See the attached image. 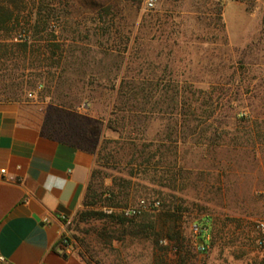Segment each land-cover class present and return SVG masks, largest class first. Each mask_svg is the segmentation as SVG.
Segmentation results:
<instances>
[{
	"label": "rangeland",
	"instance_id": "374dc122",
	"mask_svg": "<svg viewBox=\"0 0 264 264\" xmlns=\"http://www.w3.org/2000/svg\"><path fill=\"white\" fill-rule=\"evenodd\" d=\"M24 1L0 5L52 12L55 29L25 48L0 24V101L95 153L72 250L87 264H264V0Z\"/></svg>",
	"mask_w": 264,
	"mask_h": 264
},
{
	"label": "crops",
	"instance_id": "0c3cea01",
	"mask_svg": "<svg viewBox=\"0 0 264 264\" xmlns=\"http://www.w3.org/2000/svg\"><path fill=\"white\" fill-rule=\"evenodd\" d=\"M94 167L91 149L45 130L25 103L0 101V264H87L60 241Z\"/></svg>",
	"mask_w": 264,
	"mask_h": 264
},
{
	"label": "trees",
	"instance_id": "16d2710c",
	"mask_svg": "<svg viewBox=\"0 0 264 264\" xmlns=\"http://www.w3.org/2000/svg\"><path fill=\"white\" fill-rule=\"evenodd\" d=\"M22 4L25 5L24 0H21V5ZM21 13L22 10L20 6L14 5V9H12L9 5H6V3L0 5V24H10L14 26L13 30L18 32V34L21 37L20 40H22V42H18L20 46H24L26 48L30 38L39 34L40 32H49L48 34H53L52 31H54L55 29V25L53 22H56V19H54L55 17L52 12L46 13V16H43L44 19L42 21H39L37 19L32 21L30 18L21 15ZM91 177L92 174L90 176V180L86 188V193L82 205L86 203V200L89 197L88 191L90 190ZM120 192H122L121 188H120ZM117 196H118L117 193H114L113 191L111 192L112 199L113 198L115 199V197ZM101 215L107 217V215L104 214ZM117 221L120 224L125 223L124 218H118Z\"/></svg>",
	"mask_w": 264,
	"mask_h": 264
},
{
	"label": "built area",
	"instance_id": "2783aa9c",
	"mask_svg": "<svg viewBox=\"0 0 264 264\" xmlns=\"http://www.w3.org/2000/svg\"><path fill=\"white\" fill-rule=\"evenodd\" d=\"M155 0H144V6L150 7L153 5ZM141 204L144 205V202L141 201ZM158 205L157 202L153 203V206L156 207ZM126 215L135 214V209H126L124 211ZM255 229L258 234L256 238V245L259 248L264 249V220H258L255 223ZM191 236L194 240L195 245L197 246V249L202 253H208L210 250V234L209 230L200 224L192 223L189 227ZM61 246L63 248L64 253H68L72 251L71 247V241L70 238L67 235H64L61 238Z\"/></svg>",
	"mask_w": 264,
	"mask_h": 264
}]
</instances>
